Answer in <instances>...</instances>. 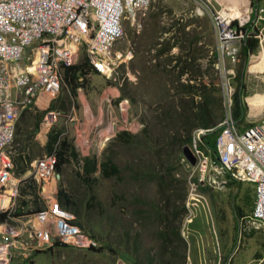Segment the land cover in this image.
<instances>
[{
  "label": "rangeland",
  "instance_id": "rangeland-1",
  "mask_svg": "<svg viewBox=\"0 0 264 264\" xmlns=\"http://www.w3.org/2000/svg\"><path fill=\"white\" fill-rule=\"evenodd\" d=\"M249 5L250 0H151L146 8L137 11L134 22L131 17L123 20L124 35L115 44L111 74L87 71L82 76V84L73 92L63 79L62 87L46 107L54 102V107L62 112L50 130L62 129L64 139L79 158L94 155L100 161L110 156L120 168L118 176L104 177L97 162L96 177L90 181V189L86 185H77V169L81 162L69 156L59 178L55 179L56 189L60 183L66 186L67 182L73 181L80 191L86 194L87 191L93 192L100 202L79 220L91 229L96 244L101 248L56 245L48 251L36 252L32 261L12 259L10 264L21 261L24 264H109L110 260L115 261L118 257L132 264L126 252L141 258L146 254L155 256L161 249L158 230L164 228V220L157 218V212H170L169 222L178 225L185 241V264L190 258L194 259L192 264H195V258L199 263V255H208L210 264H213V257L219 253L220 264H254L259 257H264V228L248 231L243 217L251 209L253 183L243 180L245 185L251 183L252 187H244L241 191L233 182L222 188L204 183L193 188L191 181L196 176L191 171L197 173L198 167L185 164L186 158L181 152L185 143L180 140L189 128L188 115L191 114L192 127L197 119L194 110L200 103L206 104V99L211 103L210 114L218 123L233 116V97L242 61L240 45L236 61L230 62L217 51L215 60L209 62L211 48H216L213 18L216 14L229 13L235 16L236 22H242L247 17L241 19L237 16L242 11L249 14ZM252 12L254 19L256 14ZM204 15L212 25L211 32H208ZM262 26L264 22L259 24L257 32L261 29L264 33ZM170 28L177 34L170 35ZM194 37L198 39L190 42ZM163 46H169V49L157 55V49ZM191 46L202 47L199 51H192L200 57L202 64L200 69L193 64L196 73L202 71L196 80L202 79L203 83L209 84L199 90L200 95L189 93L185 87L187 81L193 82L188 79V73L176 79L175 72L168 70L175 62L174 58L169 60V55L181 54ZM83 56L80 50L75 63L82 61ZM262 61L263 51L253 55L248 75L251 72L254 76L256 71H261ZM248 75L245 74L246 87L240 94L245 109L244 120L238 122L240 126L264 113V81L259 86ZM260 76L264 80V76ZM262 88L263 91H255ZM120 99L121 102L118 101ZM68 100L67 108L61 109L58 104ZM39 105L19 115L21 120L12 146L17 151L24 143V156L31 159L46 152V142L41 145L34 138L39 128L35 121L40 115L41 120L46 112L44 105L40 102ZM71 116L75 119L71 120ZM108 124L112 127L106 133ZM194 130L191 128L192 134ZM101 131L105 132L102 137ZM48 132L43 136L46 141ZM120 132H125L122 133L124 136L118 135ZM191 144L188 145L191 147ZM22 175L25 184L32 182L34 177L30 165ZM234 193L238 196L234 197ZM161 195L164 199L169 198L165 204L161 202V206L168 209L158 211L155 202ZM233 203L241 206L242 212L238 214L240 237ZM181 204L184 209L178 216L173 214ZM192 216V221L187 222ZM172 238L175 244V237ZM135 245L137 250H134ZM261 264H264V258Z\"/></svg>",
  "mask_w": 264,
  "mask_h": 264
},
{
  "label": "built area",
  "instance_id": "built-area-1",
  "mask_svg": "<svg viewBox=\"0 0 264 264\" xmlns=\"http://www.w3.org/2000/svg\"><path fill=\"white\" fill-rule=\"evenodd\" d=\"M151 0H0V264L12 257H28L35 250L55 244L78 248H97L91 229L79 224L76 215L56 198V154L43 152L29 161L35 179L36 201L40 208L25 213L18 200L21 196L18 179L14 180L13 139L16 119L26 107L37 105L40 96H47L46 108L62 86V67L72 64L80 49L87 55L91 68L109 75L113 70L115 44L124 35L123 20L136 19L137 11ZM264 18V6L256 8L257 22ZM234 17L216 14L213 18L216 51L234 62L238 45L244 38ZM260 36V34H256ZM81 78V77H80ZM58 109H48L40 122L45 133L61 116ZM216 139L218 160L198 143L206 128H195L191 150L198 167L191 183L222 188L231 179L254 183L251 211L243 215L246 229L264 228V113L255 124L240 130L235 119L228 116ZM109 125V124H108ZM109 125L106 133L110 131ZM102 133V137L105 133ZM25 185V182H23ZM29 190V187L26 186ZM22 198L33 202L29 192ZM192 218V217H191ZM189 217L187 222L191 220ZM245 229V228H244ZM241 232L240 219L238 237ZM239 239V238H238ZM261 259L255 264H260Z\"/></svg>",
  "mask_w": 264,
  "mask_h": 264
},
{
  "label": "trees",
  "instance_id": "trees-1",
  "mask_svg": "<svg viewBox=\"0 0 264 264\" xmlns=\"http://www.w3.org/2000/svg\"><path fill=\"white\" fill-rule=\"evenodd\" d=\"M251 6H252V11H255V5L257 4L258 0H250ZM254 12L250 15L249 20L240 26V29L244 31V38L241 44V49H240V54L242 55V61L240 64V68L238 71V82H237V88L234 93V107H233V118L236 120V122H242L245 117V109L242 105V100H241V91L246 87L245 84V72L246 68L248 65V57L251 53H253L258 45V38L249 35L248 31L250 28V23L253 19ZM205 21L207 22L208 26V32H211L212 25L210 24L209 19L207 18L206 15L203 16ZM235 22V21H234ZM167 28V27H166ZM171 29V28H170ZM170 31V30H168ZM197 32V31H196ZM171 34H177L175 30L171 29L170 35ZM198 39L197 37H194L193 40L190 39V42L196 41ZM202 47L201 46H191L190 50L189 47L186 51H184L181 54H175L172 53L169 55V60L174 58L175 62L172 63L168 70H173L175 72L176 79H178L182 74L188 73V79L192 80L193 82H188L185 85L187 87L188 92L192 93L193 95H200V89L202 88H207L208 83L205 84L202 82V79L197 78L200 77L201 72L196 73V67L200 69L202 67V64L200 62V57L196 55L195 53L192 54V51H199ZM169 49V46H163L157 49L156 54H162L166 52ZM211 55L209 56V62H213L217 56V52L214 48H211ZM84 53V52H83ZM193 64L196 65L193 66ZM249 67V66H248ZM194 69V71L192 70ZM90 70V65L88 62V59L86 55L84 54L83 60L80 61L79 63H73L70 65H65L62 67V79L66 81L67 87L70 89L75 90L80 84H82V81L79 79L80 76H83L84 73ZM123 96V94H122ZM119 98H122L121 96ZM121 100V99H120ZM118 100V101H120ZM69 100L67 103L61 102L58 104L61 109H66ZM54 102H51L49 109L55 108ZM210 107L211 103L209 104V99H206V104H199V106L194 110L195 115L197 117L196 122H193V125L191 127V121L190 117L191 114L188 115L189 117V128L185 131V135L180 137V140L183 143H191V138H192V133H191V128H197V127H202L206 128L205 132L201 134V138L199 140L198 145L201 148H204L207 150V152H210V157H212L213 160L217 161L218 160V153L216 149V139L217 136L220 132V130L223 128V124H219L218 121L215 120L210 114ZM29 111L28 109L24 110V112ZM22 112V113H24ZM41 115L37 118L35 121V126L38 127L39 125V119ZM192 118V117H191ZM212 119V120H211ZM21 120L18 117L17 119V131L19 127V123ZM253 124V121L247 122L246 124L240 126L242 129L246 128L247 126H250ZM239 125V123H238ZM61 130H57L55 132H52L51 130L48 132V139L45 144V150L47 152H50L54 150L56 154V166L55 169L57 172L61 173L63 165L68 162L69 156H73L75 160L80 159V165L77 169V175L79 177V182L77 185H86L87 187L90 186V181L94 180V175L95 171L97 170V162L99 163V172L101 173L102 176L104 177H109L112 175H117L120 172V168L118 164L113 161L112 157L107 156L103 160H98L97 157L94 155H88V156H83L79 158L77 156V152L74 150V148L71 146L70 143H68L62 133ZM125 133V132H122ZM121 132L118 134L120 136H124ZM122 134V135H121ZM127 140V137L125 138ZM70 146L72 147L70 150ZM29 161L31 158L30 157H25L23 152H18V154L14 157V161L16 163V173L20 174L22 173L26 168H27V162L25 160ZM171 181V180H170ZM168 181V182H170ZM239 182V181H237ZM76 183L73 181H69L66 183V186L60 183L59 188L57 189V198L60 201V203L74 211L76 216L78 217V223H82V219L85 217L84 215L89 213V210L92 211V207H98L100 202L97 201L95 195L91 191L82 192L80 191L76 186ZM90 188V187H89ZM91 189V188H90ZM82 193V194H81ZM182 193H179V196H181ZM235 197V195H234ZM183 199V195H182ZM181 199V200H182ZM169 201V198L164 199L162 195L160 196L159 200L155 202L156 209L158 211H163L165 208L166 210L168 209L167 207H162V204H165L166 202ZM177 206V205H176ZM233 207L236 208V219H237V224L239 221L238 214L241 213L240 207L238 205H234ZM177 206V211L174 210L175 213L173 214H179L181 210L184 209V205L181 204V207ZM157 218L160 220H164V228L158 230V235L160 238V243L159 246L161 247L160 251L157 252V254L150 255L146 254L144 258H141V256L137 255H132L129 252H126L125 255L126 257L130 260H132V264H185L186 261V254H185V241L183 237L180 235L179 232V227L177 224H171L170 221V212H157L156 214ZM178 218V217H177ZM179 219V218H178ZM175 237V244H173V238ZM101 248V247H99ZM159 249V248H158ZM134 250H137V246H134ZM145 260L146 262H143Z\"/></svg>",
  "mask_w": 264,
  "mask_h": 264
},
{
  "label": "clouds",
  "instance_id": "clouds-1",
  "mask_svg": "<svg viewBox=\"0 0 264 264\" xmlns=\"http://www.w3.org/2000/svg\"><path fill=\"white\" fill-rule=\"evenodd\" d=\"M259 6H262V5H255V8H254V10H255V14H256V8L257 7H259ZM249 7H250V12H249V18H250V15H251V12H252V6H251V2H250V5H249ZM256 18V17H255ZM255 18L254 19H252V21H251V23H250V28H251V24H252V22H254V20H255ZM262 19H264V18H262ZM249 20V19H248ZM261 20V19H260ZM233 22L235 21V18H234V20H232ZM247 22V21H246ZM246 22H244L243 24H245ZM234 23H238V22H234ZM242 24V25H243ZM250 28H249V31H248V34L249 35H253V36H255V37H257V38H259V36H257L256 34H259L260 32H259V30H258V32H257V29H258V26H256V28L254 29V30H251L250 31ZM241 44H242V41H241V43H240V49H241ZM80 50H82L83 52H84V50L81 48ZM215 50H216V48H215ZM217 52V51H216ZM84 54H85V52H84ZM86 55V54H85ZM237 55H238V51H237ZM236 55V56H237ZM86 57H87V55H86ZM230 62H232L231 60H230V58H228V57H226ZM88 59V58H87ZM237 59V58H236ZM236 61V60H235ZM89 62V61H88ZM73 63H75V61L73 62ZM72 63V64H73ZM70 65V64H69ZM89 65H90V63H89ZM247 69V68H246ZM91 71H95V72H97V73H100V72H98V71H96V70H94V69H92L91 68V65H90V70L88 71V72H91ZM100 74H102V73H100ZM246 74V73H245ZM103 75H106V74H103ZM81 77V78H80ZM79 77V79L81 80L82 79V76H80ZM62 81H63V79H62ZM62 87V86H61ZM79 87V86H78ZM77 87V88H78ZM58 93V92H57ZM56 93V94H57ZM40 97H42V96H40ZM52 100V99H51ZM119 102H121V100L119 101ZM38 104H39V101H38ZM32 106H35V104L34 105H31V106H29L30 108L32 107ZM40 106V105H39ZM29 107H26V108H24L20 113H19V115L24 111V110H26L27 108H29ZM49 109V107L48 108H46V111ZM52 109H58V110H60L59 108H52ZM61 111V110H60ZM45 114V113H44ZM19 115H18V117H19ZM61 115H62V113H61ZM18 117H17V119H18ZM233 117V116H232ZM17 119H16V128H15V134H14V138H15V136H16V132H17ZM260 118H258V119H256V120H253V124H255V122L257 121V120H259ZM41 120H42V118H41ZM41 120H40V122H41ZM57 121V120H56ZM55 121V122H56ZM54 122V123H55ZM235 122H236V120H235ZM53 123V124H54ZM219 124H221V123H219ZM236 124H237V126L239 127V129L240 130H244V129H242L241 127H240V125H238V123L236 122ZM252 124V125H253ZM251 126V125H250ZM52 127V126H51ZM51 127L49 128V130L51 129ZM247 127H249V126H247ZM246 127V128H247ZM197 128H202V127H197ZM40 129V124H39V128H38V130ZM37 130V131H38ZM40 130H42V132L43 133H45V131H44V129H40ZM49 130H47V131H49ZM36 131V132H37ZM46 131V132H47ZM63 132L64 131H62V133L61 134H63ZM201 138V137H200ZM192 139V138H191ZM192 141V140H191ZM13 143H14V139H13ZM13 145V144H12ZM190 147V146H189ZM25 148H26V145L25 144H22V145H20L19 146V149L17 150V151H15V155H14V157L18 154V152H23L24 153V150H25ZM191 148V147H190ZM192 151V150H191ZM47 152V151H46ZM14 157H13V161H14ZM212 158V157H211ZM196 159V158H195ZM30 160H32V159H30ZM29 160V161H30ZM187 160V159H186ZM29 161H27V159L25 160V162H27V166L29 165ZM188 161V160H187ZM196 161V160H195ZM189 162V161H188ZM14 163H15V161H14ZM190 163V162H189ZM195 164V163H194ZM56 166V165H55ZM27 169V168H26ZM25 169V170H26ZM24 170V171H25ZM24 171L22 172V173H24ZM22 173H20V174H17L16 173V163H15V171H14V175H13V177H14V180H17L18 179V184H19V186H20V190H19V192H20V194H21V196H19V198H18V200H20V203H22V204H24V206H25V209L23 210V211H21L20 210V208H18L17 209V211H16V213H25V212H29L30 211V209H32V210H35V209H38V208H40V204L36 201V197H37V195L38 194H36L35 192H34V190H35V188H36V186H35V179H33L32 180V182L31 183H27V184H25L24 185V183L23 182H25V179H24V177H22L23 175H22ZM59 178V172H57L56 171V169H55V178L54 179H56V178ZM231 179H233V180H237V179H234V178H231ZM52 180V179H51ZM230 181V180H229ZM229 181L227 182V183H229ZM239 181H243V180H239ZM245 181H247V180H245ZM251 182V181H250ZM52 183V182H51ZM226 183V184H227ZM253 183V182H252ZM254 184V183H253ZM52 186H55L56 187V183H55V181H54V183H52L51 184ZM26 186L27 187H29V190H27L26 189ZM255 191V190H254ZM27 192H29L30 194L32 193V195L34 196V198H32V200H33V202L31 201V204L29 203V199H26V198H22V196H23V194H25V193H27ZM56 193H57V189H56V191H55V195H56ZM57 196V195H56ZM60 202V201H59ZM61 204V203H60ZM62 205V204H61ZM63 206V205H62ZM65 207V206H64ZM76 215V214H75ZM3 219V215H0V221ZM76 221H77V218H76ZM78 222V221H77ZM238 223H239V221H238ZM80 224V223H79ZM82 225V224H81ZM237 228H238V224H237ZM56 245H67V244H55V245H53V246H50V247H48V248H43V249H38V250H35L30 256H28V257H24V258H20V257H12L11 259H10V261L8 262V264H10V262L12 261V259H16V260H28V258H33V256H34V254L36 253V252H38V251H41V250H43V251H48V250H50L51 248H54ZM69 245V244H68ZM69 246H71V245H69ZM97 248H99V247H97ZM96 248V249H97ZM263 258L264 257H259L258 259H261V262H260V264L262 263V261H263ZM258 261V260H257ZM256 261V262H257ZM17 264H24V262L23 261H21L20 263L18 262ZM116 264H129V263H127L126 261H123L122 259H119L118 260V262L116 263Z\"/></svg>",
  "mask_w": 264,
  "mask_h": 264
},
{
  "label": "crops",
  "instance_id": "crops-1",
  "mask_svg": "<svg viewBox=\"0 0 264 264\" xmlns=\"http://www.w3.org/2000/svg\"><path fill=\"white\" fill-rule=\"evenodd\" d=\"M260 1L261 0H258V2H257V4L256 5H262V6H264V3H260ZM262 22H264V19H261L259 22H257V26L259 27V24H261ZM262 27H264V26H262ZM259 34H260V36H259V38H258V45H257V47H256V49H255V51H257L258 50V48H259V50H258V52H255V53H253V54H251L249 57H248V65H247V69H248V66H250V63H251V59H252V57H253V55H255V54H259V52H261V51H263L264 52V43H263V41H264V33H262L261 32V29H259ZM257 58V57H256ZM258 59V58H257ZM254 61V60H253ZM262 64H263V66H264V61H262ZM252 66H253V63H252ZM247 69H246V76L248 75V72H247ZM252 69V68H251ZM251 69H250V71H251ZM263 69V68H262ZM95 72V71H94ZM95 73H97V72H95ZM250 73V75H248V78L251 80V81H256V82H258V85L260 86L261 85V81H264L262 78H260L261 76H260V74L261 75H263L264 76V70L263 71H259V72H255L254 73V76H251V72H249ZM257 75H259L258 77H257ZM262 79V80H261ZM257 90H259V91H263V88L262 89H255V91H257ZM28 110L30 109V107L29 108H27ZM59 118V117H58ZM70 119L71 120H73V119H75V117L74 116H71L70 117ZM58 120V119H57ZM48 132V131H47ZM46 132V133H47ZM17 133V132H16ZM46 133H43L42 132V130H38L37 132H36V134H35V136H34V138L35 139H37L38 140V142L41 144V145H44V143L46 142V139L43 137L44 136V134L46 135ZM24 144V143H23ZM237 181H239V180H233V179H230V181H229V183H232L233 182V184H236L237 186H238V188H240V191L241 190H243L244 189V187H252L250 184L251 183H248L247 185H245L244 184V182L245 181H239V182H237ZM253 186H254V184H253ZM253 188V192H254V187H252ZM239 193V192H238ZM238 193H234V195L235 196H238ZM254 194V193H253ZM253 199H254V195L252 196V203H251V207L250 208H252V204H253ZM232 200H236L235 198H233ZM236 205H238V204H236ZM233 206V205H232ZM239 206V205H238ZM240 207V210H241V206H239ZM233 208V211H235L236 212V208L235 207H232ZM250 211H251V209H250ZM249 211V212H250ZM234 212V213H235ZM242 212V211H241ZM248 214V213H247ZM234 216H236V214L234 215ZM192 219H193V216H192V218H191V220L189 221V222H191L192 221ZM235 220H237L236 219V217H235ZM236 227H237V223H236ZM204 243V242H203ZM53 249V248H52ZM193 256H195V254H193ZM207 256V257H206ZM201 257V258H200ZM199 258H200V260H199V263L197 262L198 260H196V258H195V261H194V263L195 264H210V260H209V257H208V255H205V257H204V255H203V257L202 256H200L199 255ZM117 260L118 259H122V258H120V257H118V258H116ZM28 260L29 261H32V258H28ZM117 260H115V261H112V260H110V262H109V264H116V261ZM123 260V259H122ZM192 260H194V259H191L190 258V260L188 261V263L187 264H192ZM212 261H213V264H214V262H215V264H220V253L219 254H216L214 257H213V259H212ZM254 264H255V262H254Z\"/></svg>",
  "mask_w": 264,
  "mask_h": 264
},
{
  "label": "bare ground",
  "instance_id": "bare-ground-1",
  "mask_svg": "<svg viewBox=\"0 0 264 264\" xmlns=\"http://www.w3.org/2000/svg\"><path fill=\"white\" fill-rule=\"evenodd\" d=\"M233 13V12H232ZM223 17H229V18H231V17H235L234 15H232V14H229V13H224L223 15H222ZM248 16V13L246 12V11H242L241 12V14H239L237 17L238 18H246ZM260 61V60H259ZM264 70V66H263V69L261 70V71H263ZM41 97L39 98V102H40V104L42 105H44L45 103H46V101L48 100V97L46 96V97H43L41 100ZM55 181V179H54V177L52 178V180H51V182L53 183ZM51 183V184H52Z\"/></svg>",
  "mask_w": 264,
  "mask_h": 264
},
{
  "label": "water",
  "instance_id": "water-1",
  "mask_svg": "<svg viewBox=\"0 0 264 264\" xmlns=\"http://www.w3.org/2000/svg\"><path fill=\"white\" fill-rule=\"evenodd\" d=\"M181 152L183 153L184 157L191 163H195V156L191 151V148L189 147L188 144H183Z\"/></svg>",
  "mask_w": 264,
  "mask_h": 264
}]
</instances>
